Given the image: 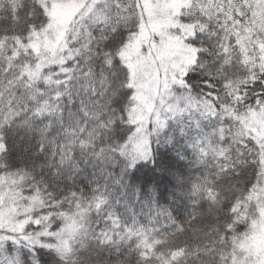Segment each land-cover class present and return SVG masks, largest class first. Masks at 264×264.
Listing matches in <instances>:
<instances>
[{"label":"snow or ice","instance_id":"1","mask_svg":"<svg viewBox=\"0 0 264 264\" xmlns=\"http://www.w3.org/2000/svg\"><path fill=\"white\" fill-rule=\"evenodd\" d=\"M8 2L0 23L27 21L28 39L46 26L41 0ZM72 11L39 79L27 81L30 97L10 103L0 124V172L31 161L47 177L34 178L25 198H39L40 205L14 202L16 212L0 223V264H98L104 250L121 255L116 241L125 228L158 224L160 216L172 220L168 208L140 197L127 174L152 157L168 121L183 113L217 120L215 139L205 138L196 162L211 164L221 178L250 171L239 200L255 214L250 198L264 193V30L251 33L261 46L252 43L246 54L240 41L264 15V0H77ZM61 182L67 192L57 191ZM69 201L77 212H64ZM85 202L98 218L89 233L95 244L71 245L66 226ZM121 202L123 215L115 211ZM235 203L228 206L221 247L208 250L211 264H234V255L256 264L236 249L241 237L229 240L238 227L231 218L239 215Z\"/></svg>","mask_w":264,"mask_h":264},{"label":"trees","instance_id":"2","mask_svg":"<svg viewBox=\"0 0 264 264\" xmlns=\"http://www.w3.org/2000/svg\"><path fill=\"white\" fill-rule=\"evenodd\" d=\"M56 1L50 0L51 7H47L45 0H41L45 3L49 19L43 29L30 33L31 39L24 35L27 21L19 25L0 23V124L10 103H22L25 97H30L27 81L39 79L41 63L54 54L56 47L50 44L54 43V36L50 35L49 26L52 22L51 10ZM28 2L17 0V3ZM0 7L8 8V0H0ZM2 19L3 15H0ZM6 29L9 31L4 35ZM257 30H264V15L257 17L255 27L249 29L246 37L240 41L245 54L251 50L252 43L261 46L259 41L252 40L251 33ZM45 53L49 55L45 56ZM34 56L41 57V61L35 65L32 63ZM190 75L193 80L199 79L198 73ZM217 126L214 117L203 119L199 114L194 117L192 113H183L168 121L160 142L152 145V157L147 161H137L135 167L129 170L127 180L139 189L142 199L153 201L157 207L168 208L174 217L167 220L160 216L158 224L145 222L135 228H125L116 241L118 244L122 241L121 255H110L104 250L98 264H211L212 253L208 250L221 247L220 240L225 235L222 229L231 216L228 206L234 201V210L239 215L231 218L238 227L229 240L236 235L241 237L234 241L236 249L251 255L256 264H264L262 254L255 247L259 226L264 222V193H255L250 198L252 203L257 204L255 214L245 201L239 200L248 186L251 172L221 178L211 164L196 162L198 147L203 146L205 138L215 139ZM90 130H86L85 136ZM141 144L138 142L134 147L140 151L138 146ZM12 163H17L15 158ZM34 178L41 182L47 179L41 174L39 162L33 168L31 161H21L19 167L11 169L9 173L0 172V205H4L0 207V223L6 222L16 212L14 202L25 207L40 205L39 198H28L25 202ZM57 191L67 192L63 182L58 185ZM127 200L132 203V196H128ZM242 204L244 207L241 211ZM69 208L77 212L71 201L65 203L64 212L68 213ZM115 211L125 214V204H116ZM157 211L153 209L154 218ZM97 220L94 208L85 202L78 215L70 219L66 226V230L72 234L70 244L78 246L81 242L92 240L89 233L97 228ZM99 226L104 227L103 222ZM92 243L94 245L95 241L92 240ZM196 252L203 255L197 259L194 255ZM233 261L234 264H243V260L235 255Z\"/></svg>","mask_w":264,"mask_h":264},{"label":"rangeland","instance_id":"3","mask_svg":"<svg viewBox=\"0 0 264 264\" xmlns=\"http://www.w3.org/2000/svg\"><path fill=\"white\" fill-rule=\"evenodd\" d=\"M76 3L77 0H58L54 3L51 10L52 22L49 26L50 35L52 34L54 36V43H50V39L48 38V43L51 45L58 47L61 43L62 36L65 34L69 22L72 20V17L75 16V12L72 11V8ZM76 11H79V9H76ZM142 148V144L138 146L139 150H142ZM255 247L257 251L262 254L264 263V222L259 226Z\"/></svg>","mask_w":264,"mask_h":264}]
</instances>
